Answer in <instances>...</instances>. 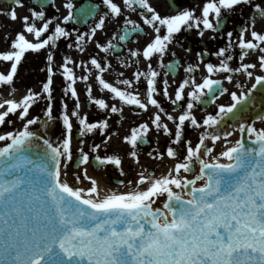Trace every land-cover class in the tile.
Instances as JSON below:
<instances>
[{
    "label": "snow or ice",
    "instance_id": "1",
    "mask_svg": "<svg viewBox=\"0 0 264 264\" xmlns=\"http://www.w3.org/2000/svg\"><path fill=\"white\" fill-rule=\"evenodd\" d=\"M11 3L14 6L7 10L0 8V16L19 20L21 26L14 38L11 33L3 37L9 48L0 50V62L8 70H0V89L16 91L19 70L29 54L44 56L39 70L45 78L40 91L29 88L19 100L0 102V128L15 123L11 116L23 122L21 128L0 134V264H264V127L257 128L255 120L241 123L234 143L228 139L234 131L223 130L228 119H238L255 104L258 89L264 96V74H256L257 70L264 73V0H202L194 7L188 0H167V12L159 11L152 0H100L81 5L78 11L74 0H63L67 14L62 19L46 11L53 7L59 12L57 0H39L23 16L17 9L27 7L26 0ZM121 17L120 29L102 42L98 33L105 32L111 21L120 23ZM69 23L88 25V30H69ZM4 26L0 24V29ZM140 33L151 39L127 48L126 57L117 54ZM192 33L202 42L207 34L208 40L224 44L213 52H197L196 63L181 64L174 48L191 53L181 37ZM61 42L81 54L94 42L105 55L89 53L86 61L63 55L58 64ZM112 56L122 67L136 65L132 78H122L123 72L115 82L106 78L114 70ZM211 56L218 63L210 59L205 63ZM251 56L256 61L245 62ZM168 57L172 59L166 62ZM181 68L186 76L173 95L168 76ZM198 71L206 72L200 82ZM220 75L223 79L215 78ZM237 75L254 83L249 86L241 80L235 85L239 91L222 87ZM57 77L63 80L58 110ZM93 77L114 103L95 95ZM80 82L102 119L90 121L87 113L82 114ZM141 82L144 93L138 87ZM225 93L231 103L219 104L215 114L197 117L198 104L205 98L215 104ZM160 96L179 114L169 112ZM69 97L75 101L71 109ZM42 103V115H32L34 106ZM125 106H137L144 113L156 109L122 137L130 146L131 158L140 163L141 146L150 142L155 131L170 142L163 152L154 148L147 155L175 163L159 176L145 174V169L127 182L129 190L103 196L99 182L86 168L75 175L77 186L70 184L65 177L73 160L74 127L78 125L81 144L95 133L107 144L112 139L108 135L112 115L123 119ZM256 119L264 121V113L258 112ZM57 122L62 131L54 139L48 130ZM189 128L199 131L198 142L188 139ZM217 142L223 144L218 153ZM100 150L101 144L91 148L98 165L116 166L125 175L122 157L101 156ZM79 153L80 163L87 164L89 152L80 147ZM84 181L91 187L78 186Z\"/></svg>",
    "mask_w": 264,
    "mask_h": 264
},
{
    "label": "flooded vegetation",
    "instance_id": "2",
    "mask_svg": "<svg viewBox=\"0 0 264 264\" xmlns=\"http://www.w3.org/2000/svg\"><path fill=\"white\" fill-rule=\"evenodd\" d=\"M76 4L77 11L81 7V5H87L89 2L91 3H100V0H74ZM152 2L157 6L158 10L161 12H167L168 9V3L167 0H152ZM202 0H188V4L190 6H196L197 4L201 3ZM39 0H26L27 7L24 8H18V13L23 15H28L29 13V7L33 6L34 4H38ZM57 3L60 5L59 12L56 11L55 8L49 7L46 9L49 16L52 15H58L61 17L63 15L67 14V9L63 7V0H57ZM11 0H0V8H3L7 10L10 7H13ZM104 6L101 4V9H103ZM130 18L134 20H140V17L136 15L135 13L127 12L126 13ZM124 20V17L120 18V23H117L116 21H111L107 23V27L105 32L98 33V38L104 42L107 39L111 38L113 35V32L120 29L121 24ZM94 22L93 19L88 20V25H91ZM0 24L5 25L2 29H0V50H7L9 48V44L4 41L3 37L4 35L11 33V36L15 37V30L20 29V21L15 22V26L12 25V21L8 20L6 17L0 16ZM88 25H82L80 23H69L68 28L71 30L72 28H79L81 32L88 30ZM17 26V27H16ZM261 25L258 24L257 27L259 28ZM151 30L149 29V32ZM29 39H33V37L29 36ZM151 39V36H146L144 33H140L139 35H134L130 42L127 44L123 50L118 52L117 54L121 57L127 56V48H135L137 46H143L148 40ZM139 41V44L137 45L136 41ZM182 43L184 44L185 48H192L191 53H186L184 51V48H174V51L177 52V57L175 59H179L181 61V64L186 65L188 62L196 63L197 62V52H200L203 49H207L209 52L215 51L219 46H223L224 41L223 40H217V41H210L208 40L207 34L203 39V42L198 38V36L195 33H192L191 35L185 34V36L181 37ZM66 42H61L60 47L57 51L56 61L57 63H62V56L63 55H71L74 59L80 60H87L88 54L92 53L95 54L96 52H99V49H96L95 43L92 42L89 44L87 52L86 53H79L75 51L74 49H67L65 46ZM99 55L103 57L105 54L103 52H99ZM114 66V70L110 71L106 74V78L111 81L115 82L118 73L123 72L124 77L122 78H132L134 71H136V65L132 64L130 67H122L119 64H117V61L114 56L109 57ZM44 56H36L29 54L26 57V62L22 64L18 79L15 84L16 91L13 94H10L11 89L8 87H4L3 89H0V102H3L5 99H21L23 95L26 94L27 90L29 88H34L36 91H40L41 88V81L44 80L45 74L40 72V68L44 65ZM172 59L171 57L166 58V62L168 60ZM211 60L214 63H218V60L214 57H208L205 60V63L208 62V60ZM255 56H251L248 60L245 62H255L256 61ZM233 66H236L234 63ZM142 67L146 68V65H142ZM201 68H203V65H201ZM0 70H3L7 72L8 68L3 65L2 62H0ZM82 70L78 69V73ZM256 74H264L260 73L259 70H257ZM203 75H206V72H200L198 71L196 73L197 81L200 82L202 80ZM186 74L183 71V69H179L177 73H169L168 80L170 87V92H175L176 85L185 78ZM215 78L223 79V75L217 76ZM241 80L244 81L247 85H251V83H254V80H245L244 77L237 75L234 80L229 83L226 80L224 81V84L222 87H227L230 91H239L235 85L240 82ZM90 83L93 86L95 95L104 98L108 100L110 103H114L115 101L112 100V97L106 93L101 92L97 87V82L95 81V78L90 81ZM63 86V80L60 77L56 78V108L57 110L60 107V97L62 96L61 87ZM141 93H144V83L141 82V84L138 86ZM79 94H80V103H81V112L87 113L89 116L90 121H94L97 119H102L103 114L97 110V108L90 104L88 101V98L86 96V85L83 82L78 83L77 85ZM219 95V93H217ZM255 96V104L252 105L248 111L241 113L238 119H229L226 123L229 125V131H234V135L229 137L228 139L231 141L232 139L238 138L240 136V133L238 131L239 125L241 123H250L253 120H255L256 127H264V121H260L256 119V114L258 112L264 113V96H262V90L258 89L256 93H254ZM161 100V103L163 106L169 111L173 112V108L175 106H172L169 101H167L166 98L163 96L158 97ZM68 103L70 109L75 104V101L72 100L70 97L68 98ZM231 103V99L229 94L225 93L222 96H219V99L216 101L215 104H212L208 102L207 98H205L204 103H200L197 105L195 111V114L199 119H202L207 113L211 112L215 114L216 111H218V105L219 104H229ZM44 107V104H40L38 106H34V109L32 110V115H42V109ZM183 109H181L182 111ZM156 111L155 108H150L148 113H144L143 110L139 109L137 106H125L124 111V118L120 119L118 114H113L112 118L110 120V123H112L113 127L111 131L108 133V135H112V139L108 141L107 144L103 143L104 137L101 136L99 133L95 134H89L88 136L84 137V143L81 144L80 138H78V125L74 127L73 131V160L71 163H69L67 168V176L65 179L71 183V179L73 180V183L75 182V175L76 174H82L83 170L86 168L88 175H93L98 178H100L103 182V184L107 187L105 189V192L101 195H105L111 191H125L129 190L126 185L129 180H135L137 178V174L147 169V172L145 174H148V172H154L156 176H159L158 169L160 165L163 167L164 164L169 166L170 160L169 158L165 157L163 161H157L152 159L147 155L148 152L152 151L154 148H159L160 151H164L166 147L169 145V137L164 135L163 133H156L155 131L150 134L149 140L150 142L148 144L141 146L140 151V163L137 164L133 158L129 155L130 153V146L123 142L122 137L124 135H127L129 133L130 128L137 126L139 123L148 120L149 116ZM174 115H178V112H173ZM11 120L15 121L14 124H6L3 128H0V134H3L7 131H13L14 129H19L22 127L23 122L20 121L16 116H11ZM169 126L174 128V125L169 122ZM36 127H39L37 125ZM52 138H58L60 137L62 127L59 122L52 125ZM115 133H119V135H116ZM187 137L188 139L192 140L193 143L198 142L199 137V131L193 130L191 128L187 129ZM157 140L159 143H157ZM2 143V142H0ZM94 144H101V150L99 154L101 156L108 154H118L123 159V170L125 175H121L120 171L116 166L113 165H106V166H100L98 163L93 160L92 158L96 155V153L91 152V148ZM221 142H217L216 146V152L218 153L221 148ZM211 146V145H209ZM83 147L85 151L89 152L90 159L87 164H81L79 160V148ZM175 162V161H173ZM123 180L125 183L120 184L119 182ZM76 186V185H75ZM78 186L84 187L85 189L91 187V184L88 181H84L83 183L79 184Z\"/></svg>",
    "mask_w": 264,
    "mask_h": 264
},
{
    "label": "bare ground",
    "instance_id": "3",
    "mask_svg": "<svg viewBox=\"0 0 264 264\" xmlns=\"http://www.w3.org/2000/svg\"><path fill=\"white\" fill-rule=\"evenodd\" d=\"M51 126H52V125H51ZM51 126L49 127V130H48V131H50ZM174 163H175V162L171 161L170 164H169V166H167V165L164 164V166L162 167V166L160 165V167H159L157 173H158V174L160 173V175H161V174H165V173H167V171L172 167V165H173ZM90 176L93 177V178H95V179L99 182V187H100V189H101V194L104 193V192H105V189H106L107 187L103 184L102 180H101L100 178L96 177V176H93V175H90Z\"/></svg>",
    "mask_w": 264,
    "mask_h": 264
},
{
    "label": "rangeland",
    "instance_id": "4",
    "mask_svg": "<svg viewBox=\"0 0 264 264\" xmlns=\"http://www.w3.org/2000/svg\"><path fill=\"white\" fill-rule=\"evenodd\" d=\"M12 25L15 26V22H12ZM16 27H17V26H16ZM221 150H222V149H220L219 151H221ZM71 183H72L73 186L76 185L75 183H73V180H72V179H71ZM76 186H77V185H76ZM158 203H159V202H158Z\"/></svg>",
    "mask_w": 264,
    "mask_h": 264
}]
</instances>
